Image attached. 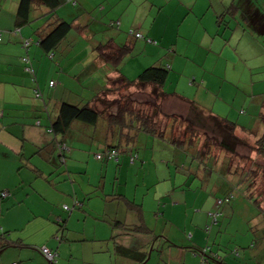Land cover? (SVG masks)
Listing matches in <instances>:
<instances>
[{
    "label": "crops",
    "instance_id": "crops-1",
    "mask_svg": "<svg viewBox=\"0 0 264 264\" xmlns=\"http://www.w3.org/2000/svg\"><path fill=\"white\" fill-rule=\"evenodd\" d=\"M18 1L0 0V192L8 193L0 196V264H50L41 247L56 252V264H253L254 260L264 264V240H246L228 254L220 245L210 247L207 254L199 252L204 244L199 242L201 228L212 208L188 212L190 208L186 204L183 208L176 198L181 197L173 191L176 186L160 193L159 188L144 192L138 191L136 183L132 196L125 181L120 191L122 181L117 176L125 170L139 178L146 160L152 159V152L146 157L148 138L186 151L190 137L178 138L177 133L171 142L138 132L131 140L117 130L109 133L103 121H73L66 134L51 131L62 101L82 105L106 87L113 67L97 58L93 46L113 39L116 45L145 42L139 45L137 58L125 62L133 57L128 55L119 66L126 78H130L128 71L134 80L149 66H167L166 93L178 94L236 123V135L241 138L260 137L264 132V0H149L146 12L139 7L146 0H76L75 12L66 6L68 17L57 13L66 20L78 18L85 26L83 32L70 31L54 52L34 43L27 54L22 39L36 41L37 37L27 27L12 33ZM114 20L119 21V29L109 26ZM33 22L43 24L42 18ZM134 30L143 38L128 35ZM25 55L35 81L24 69L21 58ZM203 55H213V63H197L196 57ZM221 57L224 75L217 69ZM201 65V72L193 71ZM168 96L186 104L177 95ZM60 139L65 140L60 146L63 160L56 157L59 149L50 160L37 152ZM200 143L195 139L193 145L202 155L212 153L216 176H198L202 166L192 162L193 181L202 183L204 177L211 185L214 180V192L226 190L222 198L233 195L238 166L231 154L213 146L204 150ZM110 146L117 148V160H98L95 155ZM166 159V168L160 167L165 173L170 172L168 155ZM143 176V185L150 184L153 176ZM115 191L123 195L118 198ZM182 197L185 202L186 194ZM194 198L200 201L203 194L196 191ZM150 212L153 215L147 218ZM219 213L217 220L230 212ZM136 226L141 230L132 229Z\"/></svg>",
    "mask_w": 264,
    "mask_h": 264
},
{
    "label": "trees",
    "instance_id": "trees-1",
    "mask_svg": "<svg viewBox=\"0 0 264 264\" xmlns=\"http://www.w3.org/2000/svg\"><path fill=\"white\" fill-rule=\"evenodd\" d=\"M66 1L70 2L73 6H77L78 8L76 0L18 1L15 19L16 28H14L12 33L19 34L21 27H27L31 30L35 37H37L36 41H34L31 37L22 39L21 44L26 54L28 53L30 46L34 43L40 46L45 52H54V49L61 43V41L70 31L83 32L82 29H84L85 26L81 25V23L78 21V18L66 20L60 17V15L57 13V10L61 7L63 2ZM100 8L101 6L97 7V9ZM81 15H83V12L75 15L74 17H79ZM39 18H42L43 24L36 25L33 20ZM118 22L119 21L117 20L111 21L109 26L119 29ZM136 33L141 34L140 32L134 30L132 33H128V35L138 39L135 37ZM132 48L133 44L131 41L125 42L121 45H116L113 39H109L104 42H97V44L93 46V50L96 53L97 58L113 67V76L109 77L107 80L106 87L94 93L92 97L82 105H75L66 101H62L58 117L51 125V131L66 134V131L69 129V126L73 121H79L86 124H96L99 121H103L107 123L109 133H114L115 130H117L121 135L131 140H133L134 136L138 132H143L145 134L159 138H168L171 142H173L176 141V134L181 133V128L177 125V122L180 120V118L174 114L165 113V117L166 119L168 117L169 122H167V124L164 126H161L160 120L162 119L161 116L164 114L162 112V106L164 101L169 97L168 95H177L183 102L186 103L184 106L187 107L186 111L188 114L187 116L182 117L187 120L189 127L195 124L194 126L196 127L200 126L201 128H204L205 131H202L204 135H208V132H211L210 134L215 133L220 137L219 143H217L218 145L215 143V138H212L214 143L212 142L211 144H209V142L206 140L208 142L207 147L216 145L219 149L231 154L234 153L236 147L240 145L254 150L259 156H264V132L253 145L249 146L245 139L236 135V123L224 117L215 115L210 110L202 108L196 102L186 100L184 97L179 96L178 94L173 93L172 95L166 93L163 89V85L168 74L167 66L161 64L149 66L145 68L136 79L130 80L126 78L121 73L119 66L130 54ZM50 57L52 56L50 55ZM21 60L25 65L24 69L26 70V68H28L26 72L29 73L32 81H35V71L28 56H22ZM50 86H52L51 82ZM132 87L140 88V91H143V89H146L147 87L150 88V111L146 112L139 107V104L143 103L139 98L134 100L132 95L129 96L130 93L127 94V96L122 95L124 90H128ZM118 93L120 96L114 100L105 99V97L116 95ZM139 96L141 97V95ZM112 108H115V110H112ZM261 118L264 121V114L261 115ZM195 131L197 132V128L190 127L189 129L185 128L182 133L183 136L191 138L190 142H194V137L197 138V136L200 134H196ZM131 133L134 135H131ZM168 133L169 136L167 137L166 135H168ZM63 140L64 139L57 140L54 144L50 143L39 149L37 152L41 155H44L43 153L47 154L46 159L50 160L52 159L50 157L53 155V151L56 152V150L59 149L56 157H61L60 160H63L62 157H64V153L60 147L62 144H64L65 140ZM199 140L201 141V137ZM111 149L117 151V148L110 146L107 150L100 152L103 153L102 159H108L105 154L106 151ZM250 173L254 175L253 172H249V177ZM2 192L5 191H1L0 196H2ZM228 196H231L232 198L231 193H229L225 198ZM229 201L225 203H229ZM218 206L219 205H217L216 201L215 207L218 208ZM216 221L213 222L215 223ZM207 228H209V226ZM132 229L140 231L141 227L136 226ZM6 245L7 244L5 243L2 245V247Z\"/></svg>",
    "mask_w": 264,
    "mask_h": 264
},
{
    "label": "rangeland",
    "instance_id": "rangeland-1",
    "mask_svg": "<svg viewBox=\"0 0 264 264\" xmlns=\"http://www.w3.org/2000/svg\"><path fill=\"white\" fill-rule=\"evenodd\" d=\"M66 6L71 9H74V12L76 10V7L71 5L70 2H63L61 7L58 9L59 10L58 13L61 16L68 17V13H66V8H67ZM139 7L142 8L143 9L142 11L144 12L148 11L149 0H146V2H142L141 4H139ZM228 13L230 14H227V16L230 18L232 11L230 10V12ZM91 39L94 41L93 36ZM135 42L136 44H134L133 49L129 54L130 57L131 56L133 57H131L132 59L126 58L125 62L127 60H133L134 58H137V56L139 55H136V53L138 51L139 45L145 43L144 41H135ZM213 58H214L213 55L197 56L196 61L199 64H202L204 62H206V64H209V63H213ZM223 62H224V58L221 57L217 64V69L220 71V73H218L219 75H224V73H222V68L224 66ZM203 69L204 67L201 65V66H196L193 71L197 70V72H201ZM185 73H190V71H187ZM128 75H129L128 77H130L129 79H132L131 72L128 71ZM132 75L133 77H135L137 74L133 72ZM172 85L173 87L175 86V84ZM261 85L264 86V83H261ZM262 86H260V88ZM138 91H140V88L132 87L128 90H124L122 92V95L127 96V94L130 93L129 96L132 95V98L134 100L139 98L143 102L142 104H139V107L146 112L150 111L151 110V107L149 106V104L151 105V101H150L151 97L149 95L150 88L147 87L146 89H143V91L140 92ZM139 95H141V97ZM240 95H241V91L238 93V97ZM119 96L120 94L118 93L116 95L105 97V99L114 100ZM112 110H115V108H112ZM186 110L187 107L184 106V104H181L174 99L171 100L167 98L162 106V112L164 114L163 116H161L162 119L160 120V125L164 126L165 124H167V122H169L168 117L167 119L165 117V113L174 114L178 117H181V119L177 122V125L181 128L180 130L181 133L177 134L179 138L183 136L182 132L184 131L185 128L189 129L190 127H194L197 128V133H200V135L197 136V138L195 137L194 138L196 139V141H199V138L201 137L200 144L202 145L203 149L207 147L208 142L209 144L213 142L212 138H215L216 144L219 143L220 137L215 133L210 134L211 132H208V135H204L202 133L204 128H201L200 126L196 127L194 126L195 124L189 127L187 124L188 123L187 120L183 118L188 114ZM261 132L262 131H258L257 134L260 135ZM166 136L168 137L169 133ZM258 137L259 136L254 135V137H248L246 139L245 138L243 139H245L248 142L249 146H251L255 143ZM155 141H156L155 139L148 138V145L149 146L152 145V147L146 146L145 148H146V153L152 152V159L150 157V161H148V159L146 160L145 162L146 168L144 169V174H142L138 178V176L134 175V172L130 173L124 170L117 176V179H120L122 181L120 191L123 189V187H125V181L127 183L126 191L128 194H131L132 196L134 194L133 187L137 185L136 183L140 184L138 185L139 187L137 188L138 191L140 189H143L144 192L145 191L147 192L148 190H150V192H153L157 188H159V193H160V192H164L166 188L172 189L173 187L176 186V188H174L173 191H176L181 196L176 198L179 199V202H183V204H181L183 208L186 205L188 208H190L188 212H208L209 210L207 209L210 206L212 208V210L209 211L210 213L230 212L228 215H223V216L221 215L217 220L218 222L216 223H211L213 222L211 216L208 223L203 222V227L201 228L203 231L201 233V238H199V242H203L204 244L202 246H199L201 247L200 249H198L199 252L203 253L204 250H206V254H207L210 247H218V245H220L222 247L220 250L222 251L224 250L223 252H225V254L226 253L228 254L229 251L232 250L234 251V248L240 249L239 246L243 245L241 244V242H245L246 240L250 241V243L264 240V156L262 157L257 155L254 150L249 149L245 146L239 145L236 147L235 152L231 153L230 156L232 158V162L235 163V166H238V168L235 170L236 181H234L232 185L233 187L232 192L234 196L232 195V198L230 199L229 203L223 202L221 205L218 206V208H216L215 207L216 201L225 199V197L222 198L221 196L226 192V190H222V191L217 190V192H214L217 189L215 185H213L214 180L210 185L207 183L208 179L204 177L202 183H200L199 181H193L191 176L192 173L190 170L191 163L193 162L194 166H199V165L202 166L201 170L197 169L198 176L199 175L203 176L205 174L206 177L216 176V171H214V162H211L210 159L212 153L209 152V155H206L204 151L202 155L201 151L194 147L193 145L194 142H189L188 144H185L189 148L186 151L185 150L181 151L178 150L177 147H174V144H167L163 146V143H161L160 141L157 140L156 143ZM171 146L174 148H172ZM138 148H140V150L138 151H141L142 154L143 147L141 146ZM166 149H170V151H167ZM217 149H219L218 146L214 145L213 150H217ZM149 155H150L149 153L146 154V157L149 158ZM167 155L169 156L168 164L170 165L169 167L171 173L168 172V170H166L165 173L160 169L161 166L165 167V162H167L166 159ZM203 156L206 158H203ZM184 159H187V163ZM139 161H141V155ZM162 161H164L163 164ZM181 164L184 165V168H181ZM219 171L220 174L223 175V173H221V168ZM139 172L140 174L142 173V171L140 170ZM200 172L201 174H199ZM249 172H253L254 175L250 173V177H249L248 176ZM148 174H151L153 176V179L149 180V182H151L150 184L146 183L143 185V183L146 181L145 180L146 178H144L143 175L147 176ZM110 178L111 176L110 174H108V178H107L108 183L111 180ZM152 181L155 183H152ZM113 182L115 186V181ZM116 184H119L120 186V182L116 181ZM144 187H147V189ZM196 191L197 193L203 194L202 200L200 201L195 200L194 192ZM183 193H185L187 197V200H185V202L184 200H181L183 198L182 197ZM115 195H117L118 197V195H123V194L121 192L115 191ZM218 197H221L222 199H219ZM212 200L214 201V204ZM196 207H199L200 211H197ZM152 215L153 212L151 213V215H147V218L151 217ZM208 226L210 228H207ZM187 235L190 236L191 233H187ZM214 240H216V244L214 243ZM194 241L195 240H193V242ZM212 242L213 245H211ZM252 262L253 264H257L255 260Z\"/></svg>",
    "mask_w": 264,
    "mask_h": 264
},
{
    "label": "built area",
    "instance_id": "built-area-1",
    "mask_svg": "<svg viewBox=\"0 0 264 264\" xmlns=\"http://www.w3.org/2000/svg\"><path fill=\"white\" fill-rule=\"evenodd\" d=\"M129 33H132V31H130ZM135 37L136 38H143V36L139 33H136L135 34ZM149 41V40H148ZM25 60V59H23ZM26 70H28V68H26ZM51 84L53 85V83L51 82ZM108 159H113V160H117V151L114 150V149H111L109 151H106V154ZM96 158L98 160L102 159L103 158V153H98L95 155ZM8 193L7 192H2V196H5L7 195ZM231 198V196H228L227 198H225L224 200H218L217 201V205H221L223 202H227L229 201ZM63 209L65 210H69L68 206H63ZM219 215V212H212L210 213V216L212 217L213 221H216L217 217ZM40 252L42 254V256L50 263V264H56L57 262V254L56 252H52L50 251L48 248L46 247H41L40 248ZM13 264H18V263H13Z\"/></svg>",
    "mask_w": 264,
    "mask_h": 264
},
{
    "label": "water",
    "instance_id": "water-1",
    "mask_svg": "<svg viewBox=\"0 0 264 264\" xmlns=\"http://www.w3.org/2000/svg\"><path fill=\"white\" fill-rule=\"evenodd\" d=\"M63 231V230H62Z\"/></svg>",
    "mask_w": 264,
    "mask_h": 264
}]
</instances>
